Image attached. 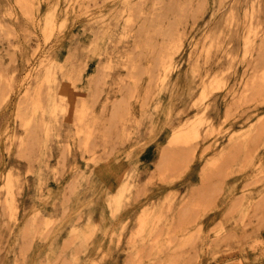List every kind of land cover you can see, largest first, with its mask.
Segmentation results:
<instances>
[{"label": "rangeland", "instance_id": "374dc122", "mask_svg": "<svg viewBox=\"0 0 264 264\" xmlns=\"http://www.w3.org/2000/svg\"><path fill=\"white\" fill-rule=\"evenodd\" d=\"M139 1L28 0L24 7L0 0V264H264V0H189L184 8L194 16L188 13L179 26L181 47L164 85L152 75L140 27L161 18L165 28L168 0H145L141 14ZM49 13L54 28L47 38ZM151 37L171 43L158 33ZM213 40L220 46L207 54ZM41 59L54 63L52 88L69 105L50 121L45 155L25 157L26 130L17 114L24 105L21 81ZM76 68L80 76L72 82ZM206 75L207 82L209 76L220 81L203 103L221 146L211 147L201 128L198 139L178 147L180 156L161 167L167 131L203 107L194 100ZM122 102L121 120L110 125L111 110ZM83 103L88 111L81 125L75 110ZM222 147L227 157L203 172ZM9 173L13 218L2 188ZM123 179L133 185L131 198L114 214L108 200ZM149 205L161 206L166 220L149 241L131 246ZM45 217L49 228L31 235ZM75 227L85 242L74 240Z\"/></svg>", "mask_w": 264, "mask_h": 264}, {"label": "bare ground", "instance_id": "6f19581e", "mask_svg": "<svg viewBox=\"0 0 264 264\" xmlns=\"http://www.w3.org/2000/svg\"><path fill=\"white\" fill-rule=\"evenodd\" d=\"M21 3L26 4L24 7H28V0H18ZM145 0H140L139 4V13H144L143 3ZM189 4V0H168L166 7L164 8L165 13L163 14L162 19L165 18L169 22V24L164 28L162 21L154 20V23L143 22V25L140 27V32L146 33L148 39V47L150 52L146 55H150V59L154 64L156 70L155 73H152L162 85L166 83L171 72L175 67L174 56L180 49V37L179 35V26L183 24V18L190 13V16H194V12L187 11L184 7ZM176 14L175 22L170 19L171 14ZM36 22L38 25L40 24V20L37 17ZM159 27V29H157ZM54 28V15L49 13L44 19L43 32L47 38H49ZM153 30V31H151ZM151 33H158L164 37H167L171 42L168 45L157 44L153 42L151 37ZM177 37V38H176ZM215 45L220 46V43L213 40L211 42L210 47L206 48L205 51L207 54L211 51ZM264 47V44L262 45ZM139 58L145 56L144 53H140ZM262 60V67L264 69V52L261 53L260 56ZM44 59L39 60L37 63H34L32 67L26 72L25 77L21 81V94L24 95V105L19 108L17 111L18 117L21 120L22 125L25 127L26 136L21 138L20 145L25 147L23 155L25 157H31L36 152L39 151V156L43 157L48 149V138L50 136V132L52 131L50 127V121L57 122L58 113H66L68 111V102L67 95L63 93L57 92L54 88H52L53 82H55V72H54V63L46 64ZM38 67H43L41 73H39L35 79L34 77L35 71ZM196 72L197 70L194 69ZM80 74V68H76L71 71L69 78L72 82L77 81ZM153 76V77H154ZM0 78H2L1 70H0ZM207 75L202 79V92L200 96L194 100V106L200 108L203 106L199 112L195 113L192 117H189L183 121H179L171 126V128L167 131V135L165 136V141L167 142V148H164L161 159V167H167L169 161L171 159L180 156V150L178 147L180 146H189L192 141L198 139L201 135L200 129L203 128V132L208 138H211L210 146L211 147H220V139L214 137V125L208 116V108L209 106L204 104V100L207 98L208 89L212 88L215 85L220 86V81L216 77L209 76L208 82L205 79ZM45 84H48V90L44 94L43 87ZM97 91V90H96ZM125 108V104L118 103L116 104L110 112L109 116V124L115 125L122 118V113ZM88 111V105L83 103L80 108L75 110V114L77 116V120L81 125H84V121L86 119ZM255 121H258L255 120ZM253 128H251L252 130ZM250 130V131H251ZM80 133L82 132L79 131ZM249 133V132H248ZM237 134H233L229 140L228 145H232L236 139ZM84 146H87V142L84 143ZM219 152H217L216 156H213L204 166V171L207 172L210 170L218 161L221 159H225V156L228 151V147L219 148ZM229 157V156H228ZM205 175H203L204 177ZM39 185L41 186L44 183V178L42 172L37 173ZM13 183L14 176L9 173L5 178V183L2 186L6 190V198L5 205L10 214V217H14L15 200L13 194ZM133 189L132 183L126 180H121L111 198L108 200V207L111 212L117 214L121 211L122 205L125 199L130 200L131 192ZM200 189V188H199ZM201 189H203L201 187ZM197 190V189H196ZM161 206H144L141 210V213L137 219L136 226L132 231L130 243L131 246L135 244L137 240L141 242L149 241L152 237L156 228L163 223L166 219L162 213ZM50 217H45L42 222V226L38 231V226H32L29 230L31 235H35L36 233H40L41 235L49 228L51 223ZM35 223V219H34ZM125 225V224H124ZM72 233L74 234L75 241H84L85 235L81 232L79 228H73ZM85 242V241H84ZM83 246V244H82ZM76 252H74V256H76ZM104 258V257H103ZM102 258V259H103ZM93 264H97L96 260H93ZM62 264H67L66 260H62Z\"/></svg>", "mask_w": 264, "mask_h": 264}]
</instances>
